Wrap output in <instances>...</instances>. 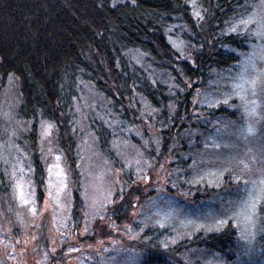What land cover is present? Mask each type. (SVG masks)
<instances>
[{
    "label": "trees",
    "instance_id": "1",
    "mask_svg": "<svg viewBox=\"0 0 264 264\" xmlns=\"http://www.w3.org/2000/svg\"><path fill=\"white\" fill-rule=\"evenodd\" d=\"M253 3L254 0H0V93L12 75L19 101L18 118L31 122V126L36 122L53 125L56 144L76 183L81 177L75 163L76 148L87 139L111 167L121 171L119 180L125 185L135 179L133 167L125 168L121 159L128 155L129 148L145 150L148 159L171 155L180 158L170 145L175 142L173 146H180L182 136L194 127L189 114L196 92L211 85L216 74L235 67L247 52L248 35L228 29L251 11ZM196 10L199 17L194 15ZM82 98L87 101L86 108L78 106ZM227 104L230 106L229 101ZM227 104L219 101L208 107L205 115L223 120L237 116L238 120L240 111ZM206 124L211 125L210 120ZM148 126L158 134V155ZM29 144L31 179L39 199L44 170L35 143ZM3 151L6 152L4 148ZM182 160L169 162V167L178 173L181 187L190 180L189 159ZM227 179L228 175L222 177L217 188H204L202 198L210 192H220ZM9 184L0 170V202L8 196ZM72 196L74 218L81 198L79 190ZM197 196L195 193V200ZM2 214L8 221L16 218L4 208L0 209ZM165 231L148 228L144 235L158 236ZM236 233L229 221L220 231L197 233L188 242L219 255L228 252L231 257ZM258 241L264 253V232ZM147 246L146 252L155 256L153 264H170L168 256L175 250L164 252L160 243Z\"/></svg>",
    "mask_w": 264,
    "mask_h": 264
},
{
    "label": "rangeland",
    "instance_id": "2",
    "mask_svg": "<svg viewBox=\"0 0 264 264\" xmlns=\"http://www.w3.org/2000/svg\"><path fill=\"white\" fill-rule=\"evenodd\" d=\"M261 7V0H254L250 12L253 9L260 12ZM255 29L256 25L252 24L249 29L239 31L247 34L249 39V47L241 60L255 52L257 67H264V61L259 59L264 40L252 34ZM238 71L235 66L218 73L211 85L196 92L189 114L194 127L182 136L180 146H173L175 142L170 145L180 158L171 155L160 160L148 159L145 150L129 148L128 155L121 159L125 168L133 167L135 179L125 185L119 180L121 171L111 167L87 139L76 148L75 163L81 171L76 183L56 144L54 128L42 139V122L31 126V122L18 118L17 88H14L13 76H9L0 93V170L5 173L10 186L8 196L0 202V209L4 208L16 218L13 222L0 215V264H140L142 256L149 250L148 243H160L164 252L175 250L168 256L170 264H264V253L258 241L261 224L256 226L255 238L246 241L241 238L245 235L244 225L235 222L237 218L233 215L244 189V179L254 178L253 173L241 175L243 165L240 161L249 163L254 171L264 167L260 155L264 148V122L258 125L261 131L256 137L245 139L238 134L244 124L241 101L232 94V83ZM225 99L230 102V106L227 104L230 109L240 111L238 120L235 119L237 116L223 120L205 115L208 107L219 101L224 103ZM208 100L213 102L208 103ZM261 100L264 101V96ZM85 103L86 99L82 98L78 106L82 104L86 108ZM81 107L76 109L78 113ZM261 114L264 115V107ZM208 120L211 125L206 124ZM148 131L153 136V149L158 155V134L150 127ZM139 136L137 138L142 141ZM31 140L35 143L45 177L39 199L32 184L31 155L27 150ZM249 148L251 153L247 151ZM251 155H256L257 163L251 162ZM181 159H189L190 163L187 169L190 180L183 187L177 171L175 173L169 167V162ZM20 167L24 169L27 205L16 199L13 189L11 173ZM61 170L63 175L58 176ZM225 175L228 179L222 183L224 188L202 198V190L217 188ZM238 175H241L240 181L235 179ZM61 183L64 187L57 193ZM77 189L81 198L73 218L72 193ZM115 192L116 197L113 196ZM195 193L198 194L196 200ZM220 220L232 221L237 231L231 257L228 252L219 255L188 242L197 233L223 229L227 223L221 226L217 223ZM156 227L167 231L158 236L155 233L144 235L145 230ZM165 244L168 245L166 248Z\"/></svg>",
    "mask_w": 264,
    "mask_h": 264
},
{
    "label": "snow or ice",
    "instance_id": "3",
    "mask_svg": "<svg viewBox=\"0 0 264 264\" xmlns=\"http://www.w3.org/2000/svg\"><path fill=\"white\" fill-rule=\"evenodd\" d=\"M261 10L257 12L253 9L246 16H243L236 20L235 24L228 29L229 32H238L242 29H249L252 24L256 25V29L253 31V35L264 40V0H261ZM193 8L195 9V3H193ZM194 15L199 17L200 12L194 11ZM261 61H264V48H261V53L259 56ZM257 55L252 53L247 55L243 60H241L236 67L239 69L234 82L232 83V94L237 96L241 101V107L243 109L241 118L244 120V124L238 129V134L243 138L248 139L256 137L261 129L258 127L259 124L264 122V115L261 114V108L264 107V101L261 97L264 96V67H257ZM224 103L227 104L228 100L225 99ZM5 116L8 114L5 113ZM53 125L50 123L42 122V133L41 138L48 136ZM219 147V145H217ZM249 153L252 149L247 150ZM261 162H264V148L261 149ZM251 162L257 163L256 155H251L249 157ZM56 160L59 161L60 157L57 156ZM5 163H7L5 161ZM240 163L243 165V171L241 175L247 176L248 173H253L254 178L244 179V189L242 190L241 198L234 210V217L237 218L235 222L242 223L244 225L245 235H242V239L249 240L254 239L256 235L257 224L264 225V167L257 168L255 171L252 169L251 165L244 160ZM56 168H60L57 164ZM52 168L49 166V173L51 175ZM24 169L20 167L18 170L14 169L11 173V178L14 181L13 189L15 192V197L22 204L27 205L29 199L26 197L25 192V181L23 178ZM19 175V178H18ZM58 176L63 175L62 170L57 173ZM241 175L235 177L237 181L241 180ZM64 187L63 183L60 187L56 189L57 193ZM52 196L51 191L49 192V197ZM35 211V209H30ZM219 225H224L228 223V220L217 221ZM264 232V227L261 228ZM175 243V240L172 241ZM168 245L165 244L166 248ZM71 251V249H70ZM9 258H12L11 256ZM155 260L154 254L149 251L144 255L141 264H153Z\"/></svg>",
    "mask_w": 264,
    "mask_h": 264
}]
</instances>
